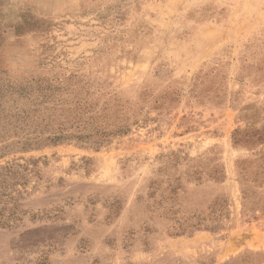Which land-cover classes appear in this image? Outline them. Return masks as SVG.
<instances>
[{"label": "rangeland", "instance_id": "374dc122", "mask_svg": "<svg viewBox=\"0 0 264 264\" xmlns=\"http://www.w3.org/2000/svg\"><path fill=\"white\" fill-rule=\"evenodd\" d=\"M0 264H264V0H0Z\"/></svg>", "mask_w": 264, "mask_h": 264}]
</instances>
